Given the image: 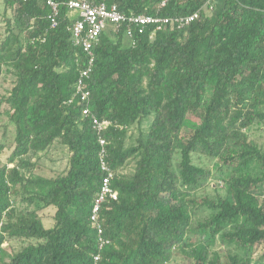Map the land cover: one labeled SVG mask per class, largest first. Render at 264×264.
<instances>
[{"label": "trees", "instance_id": "1", "mask_svg": "<svg viewBox=\"0 0 264 264\" xmlns=\"http://www.w3.org/2000/svg\"><path fill=\"white\" fill-rule=\"evenodd\" d=\"M53 1L51 28L46 0H4L14 16L0 43V77L6 67L15 81L0 97V117L14 128L0 166V255L7 241L26 244L2 264H169L181 253L193 264H251L264 246V151L246 132L264 128V0H89L126 15L197 14L182 28L132 27L126 48V24L101 34L87 80L91 115L109 122L100 132L82 106L67 104L87 58L71 41L69 0ZM193 114L199 123L187 122ZM135 124V144L125 147ZM99 138L117 192L100 206V234L90 220L107 176ZM54 143L69 153L67 171L36 175L28 156L39 159ZM193 155L215 160L216 172ZM131 160L132 173H123ZM214 174L226 175L225 195L196 198ZM18 197L37 210L18 211ZM49 207L53 226L45 228L38 209ZM196 209L210 214L194 226ZM218 239L232 248L223 257L210 252Z\"/></svg>", "mask_w": 264, "mask_h": 264}, {"label": "rangeland", "instance_id": "2", "mask_svg": "<svg viewBox=\"0 0 264 264\" xmlns=\"http://www.w3.org/2000/svg\"><path fill=\"white\" fill-rule=\"evenodd\" d=\"M13 11L10 8L5 9L4 0H0V43L4 40L7 35V26L6 21L13 19ZM111 30V26H107L105 33H108ZM17 32V29H15ZM131 44V40L127 34H124L122 38V46L129 47ZM15 78L14 76L7 71L6 67H3V73L0 77V97L6 96L8 92L14 85ZM3 108H6L4 105ZM151 120V119H150ZM149 121H144L140 128L146 132L149 124ZM187 122L191 124L199 123V117L197 115H189L187 117ZM139 132V126L137 124L131 126L127 130V135L125 138V147H129L135 144V139ZM247 135L249 140L256 144L260 149L264 151V128L261 125H253L247 131ZM182 138H187L189 135V129L184 128L181 132ZM13 138H14V128L13 125L9 123V120L6 116L0 117V144L4 146L3 150L0 152V166L5 164L8 156L10 155L13 149ZM39 159L29 155L31 162H35V169L33 172L36 175H40L42 177L52 178L57 175L64 174L68 169V158L69 153L65 147L60 145L59 143H54L46 152L38 154ZM179 155L175 156V161L177 162ZM193 161L201 166H208L213 173L216 172L215 165L217 162L215 160H210L204 156L193 155ZM9 167H11L9 165ZM134 169V161H129L124 169L123 173H132ZM218 173V172H217ZM226 175H218L214 174L213 178L209 181L208 186L201 192L195 195L196 198L202 197H214L216 194H220L222 196L225 195L224 191V179ZM262 197L264 198V191L262 193ZM15 206L18 211H33L37 210V205L34 203H27L21 199V197L16 198ZM55 209L53 207L45 208L42 210L38 209V214L42 220L43 226L45 228H51L53 226V215ZM209 211L206 209H196L192 213V222L193 225L196 226L198 222L203 221L209 216ZM26 242L22 241H7L6 244L3 245V253L0 255V264L2 262H7L8 257L20 250ZM232 249L231 247L221 245L219 239L216 241L215 245L210 249V252H218L221 257L225 251H229ZM264 252V246L260 248H256L253 253L252 263L251 264H264V258H262ZM169 264H193L192 259H189V255L187 253H181L177 257H175Z\"/></svg>", "mask_w": 264, "mask_h": 264}, {"label": "built area", "instance_id": "3", "mask_svg": "<svg viewBox=\"0 0 264 264\" xmlns=\"http://www.w3.org/2000/svg\"><path fill=\"white\" fill-rule=\"evenodd\" d=\"M26 2L27 0H17ZM48 7L50 8V14L48 19L50 21L51 28L56 27L57 18L59 14V5L53 0H46ZM68 10V15L71 20L70 34L71 41L74 46L80 48L87 58L86 68L80 71L79 78L75 83L74 94L67 104L77 102V105L82 106L81 117H90L92 119L93 128L98 132L109 126L107 121H98L95 119L88 107L90 92L87 87V80L92 71L94 62V48L99 43V37L105 33L107 26H111V32H117L119 26L126 24V33L130 37L131 28L137 29L138 33L141 34L145 31L146 27L155 25V30H160L164 25H172L178 28H182L188 25L194 19L197 18V14H193L187 17H176V18H162L154 17L149 15H136L130 13L128 15L120 12L116 4H107L105 2L92 3L89 0H69L65 5ZM153 36V33L150 37ZM101 147L99 158L101 163V169L107 172V176L103 179L102 186L97 198L94 201L90 220L96 225L98 233H101V229L98 224V217L100 206L106 200H116L117 192L114 191L110 186V181L113 177V173L109 170L104 162L105 150L104 147L106 142L103 138L98 139ZM101 241V245L106 242ZM6 244V243H4ZM3 244V245H4ZM97 261L98 257H94Z\"/></svg>", "mask_w": 264, "mask_h": 264}]
</instances>
